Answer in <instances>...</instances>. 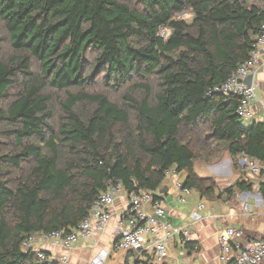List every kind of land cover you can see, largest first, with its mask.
Instances as JSON below:
<instances>
[{
  "label": "trees",
  "instance_id": "1",
  "mask_svg": "<svg viewBox=\"0 0 264 264\" xmlns=\"http://www.w3.org/2000/svg\"><path fill=\"white\" fill-rule=\"evenodd\" d=\"M0 23V264H43L22 243L75 231L111 180L157 200L168 171L206 200L252 189L238 164L264 162V123L208 92L249 58L264 0H0ZM52 92L67 94L56 129ZM215 149L240 175L224 190L196 170Z\"/></svg>",
  "mask_w": 264,
  "mask_h": 264
},
{
  "label": "built area",
  "instance_id": "2",
  "mask_svg": "<svg viewBox=\"0 0 264 264\" xmlns=\"http://www.w3.org/2000/svg\"><path fill=\"white\" fill-rule=\"evenodd\" d=\"M165 36V31H161ZM264 67V23L258 27L249 58L240 64L231 76L220 86L210 90L208 95L222 94L235 96L238 101L236 116L245 123L257 121L253 111V103L257 101L254 78ZM252 75L253 83L247 87L243 81ZM264 119V117L262 118ZM239 166L244 174L250 177L242 179L243 182L254 183L255 180L264 182V162L253 158L241 156ZM174 171L165 174V180L175 178ZM174 188L176 201L185 205L192 195V190L184 187L183 183L175 179ZM125 197L129 207L123 216L118 218L115 225L117 237L113 244L116 252H132L137 255L134 264H165L170 256L169 246L173 243L187 244L192 242L189 226H175L166 216L161 200L154 199V194L144 190L126 193L117 180L108 182L107 189L101 192L93 203L89 215L77 229L64 234L54 231L46 235H39L40 239L47 240L53 247H58L68 253L81 241L92 240L96 233L102 232L111 220L110 209L121 197ZM264 207V205H263ZM204 203H198L192 211L190 218L192 224L203 219ZM244 213H251L247 204L241 205ZM36 236L28 237L23 243L24 251L32 249ZM243 234L229 227L217 238L219 260L221 264H264V238L243 240ZM36 256L43 264H69L68 256L62 255L56 259L44 251H36ZM148 257L143 259V255ZM105 255L100 254L92 264H103ZM175 264H195L192 261H176Z\"/></svg>",
  "mask_w": 264,
  "mask_h": 264
},
{
  "label": "crops",
  "instance_id": "3",
  "mask_svg": "<svg viewBox=\"0 0 264 264\" xmlns=\"http://www.w3.org/2000/svg\"><path fill=\"white\" fill-rule=\"evenodd\" d=\"M255 93L257 101L253 103V111L257 121L264 123V67L254 78ZM252 122L245 123L248 126ZM230 170L232 172H230ZM230 175H234L235 180L240 176L233 170V163H230ZM244 173V172H243ZM250 177L244 174L243 179ZM181 180L177 175L165 182L162 191L167 189L160 199L167 219L175 226H189L192 242L187 244L173 243L169 246L170 256L165 264H175L176 261H192L195 264H221L219 260V248L217 238L225 229L233 227L243 234V240H253L264 238V200L261 198L259 186L264 183L256 181L250 191L236 193L233 199L227 200H206L199 194L192 192L185 205L176 201V191L174 180ZM198 203L205 204L203 219L192 224L190 215ZM247 204L251 213H244L241 205ZM129 204L123 196L118 199L110 209L111 220L104 227L102 232L96 233L89 241H81L68 253L58 247H53L49 241L36 238L32 244L35 251H44L56 259L66 254L69 264H92L100 254L105 255L103 264H134L137 255L132 252H116L113 244L117 237L115 235V225L118 218L123 216L128 210ZM148 257V253L143 255V259Z\"/></svg>",
  "mask_w": 264,
  "mask_h": 264
},
{
  "label": "rangeland",
  "instance_id": "4",
  "mask_svg": "<svg viewBox=\"0 0 264 264\" xmlns=\"http://www.w3.org/2000/svg\"><path fill=\"white\" fill-rule=\"evenodd\" d=\"M182 17L185 20L190 21L192 16L190 14H183ZM0 41H1L0 44H1L2 58L8 59L13 54V51L10 46L9 37L7 35V32L1 23H0ZM87 57H88V60L92 59L91 54L88 55ZM34 70L36 71V69ZM76 91L77 90H69V93L75 94ZM90 91L93 93L95 92L103 93L108 97V99L111 102L120 104V105L124 101L123 96L128 92V91L116 92L113 90H108L102 85L96 86V88H93ZM13 92L14 91L11 90L10 93H13ZM129 94L136 99H139L143 96L142 92L140 93L137 92L136 94L135 93L134 94L129 93ZM51 95H52L51 108L53 112V120L51 121V125L54 127V129H56V126L58 124V121L61 115V110H60L61 107L59 103L67 96V94L65 92H52ZM212 158L213 160H211L210 162H206L205 160H203L202 156L199 154V157L196 161V170L200 175H209V176L214 177L217 180L219 188L221 190H224L225 187H228L229 184H231L235 180L234 175H230V172L232 171L230 170L229 172L230 163L232 164V160L229 158L226 152L220 149H215L214 157ZM256 181H258V179L253 181L254 182L253 184H255Z\"/></svg>",
  "mask_w": 264,
  "mask_h": 264
},
{
  "label": "water",
  "instance_id": "5",
  "mask_svg": "<svg viewBox=\"0 0 264 264\" xmlns=\"http://www.w3.org/2000/svg\"><path fill=\"white\" fill-rule=\"evenodd\" d=\"M243 83L247 86L250 87L253 83V77L252 75H249L244 81ZM167 189H165L164 191H160V194H163L164 192H166Z\"/></svg>",
  "mask_w": 264,
  "mask_h": 264
}]
</instances>
